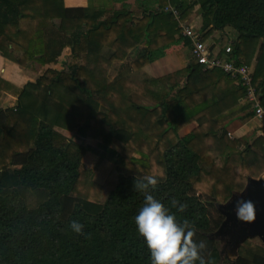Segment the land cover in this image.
I'll return each instance as SVG.
<instances>
[{"label": "trees", "instance_id": "obj_1", "mask_svg": "<svg viewBox=\"0 0 264 264\" xmlns=\"http://www.w3.org/2000/svg\"><path fill=\"white\" fill-rule=\"evenodd\" d=\"M169 1L182 19L198 5L203 39L215 30L236 32L228 55L237 64L256 62L253 78L264 103V0ZM139 12L0 0V44L14 41L20 64L44 66L34 82L15 87L14 109L0 108V264H150L134 223L144 197L133 181L146 175L158 180L151 194L178 221L194 225L193 239L205 242L209 264H264V244L245 238L230 258L215 235L224 219L218 204L264 173V135L240 147L238 137L220 133L227 120L252 116L250 103L238 102L243 86L192 58L176 73L131 80L126 72L179 32L171 13ZM21 22L35 24L27 29ZM65 47L71 49L66 67H48ZM211 51L221 55L223 48ZM116 60L125 71L111 78ZM7 86L14 88L0 79V96ZM192 120L197 125L180 136ZM56 127L99 140L97 165L111 163L105 196L103 180L82 165L95 147ZM173 200L186 206L182 212ZM74 220L83 225L80 234L69 227Z\"/></svg>", "mask_w": 264, "mask_h": 264}, {"label": "crops", "instance_id": "obj_2", "mask_svg": "<svg viewBox=\"0 0 264 264\" xmlns=\"http://www.w3.org/2000/svg\"><path fill=\"white\" fill-rule=\"evenodd\" d=\"M167 2L170 1L167 0ZM63 3L67 7H91L95 9L103 8L106 12L126 7L130 10L136 11L138 14L140 13L139 11L141 8L152 9L161 7L158 5V0H63ZM200 14L201 11L199 10L198 5L196 4L192 8V10H190L188 16L185 19H181L192 23L195 27H200ZM102 18H104V16ZM58 21V19H55V23H57ZM34 24L35 22H21V26L27 29L32 28ZM226 31L233 32V30L231 29H227ZM225 34L227 33L221 30H215L214 32H212L206 38L210 49L217 51L220 49L222 50V48H224L226 45H231L233 40L228 43L222 42V37ZM234 36L236 38L237 34L235 33ZM70 55L71 49L65 47L62 50L61 54L58 56L57 62L49 64L48 67L57 70L64 69L63 66L65 64L63 65L62 62L66 61L67 64V62L70 60ZM147 55L149 56V60L145 65L141 66L139 69H129L126 72V75H128L131 80L140 81L147 76L151 78H157L167 74H173L179 70H183L186 65L191 61L189 42H185V38L182 37V35L180 34V29L179 32L173 35V41L171 40V42L167 44V46L154 50L148 53ZM103 56L108 57L107 54H103ZM19 57L20 47L17 43H15L14 41L7 40L0 44V79L7 81L10 85L14 87L12 88L7 86V89L3 91L0 96V108L14 109L17 104V93L13 91L14 89H16L15 87L21 88L27 82H34L37 77H39L44 68V66L40 65L34 60H28L26 64H20ZM115 64L117 65V67L112 73L111 78L116 76L120 70V72L125 71V69L123 68L120 69L119 60H116ZM255 65L256 62H252L251 67L253 72L255 69ZM181 80L180 84L183 85L185 81L184 75L181 77ZM138 93L139 92H137L136 94ZM138 95L141 97V94ZM261 96L262 92L260 89V99ZM141 98V102H148V98ZM238 102H248L244 97V93L241 97L238 98ZM263 104V100L261 99V106L264 109ZM103 108L106 107L103 105ZM196 125L197 122L194 120L188 122L180 128L178 132L179 135L182 137L189 135ZM56 129L67 138H70L78 143H81L83 145L90 144V142L88 141V139H90L89 136L81 137L71 130L62 129L60 127H56ZM220 133L225 134L229 139H234L235 137H238L240 139L239 146L241 147L246 140L251 142L255 136L264 135V117H255L253 112L252 116L246 120L240 119L235 116L226 121L224 129H222ZM82 140H84L85 143H82ZM87 153L88 151L84 154V156Z\"/></svg>", "mask_w": 264, "mask_h": 264}, {"label": "clouds", "instance_id": "obj_3", "mask_svg": "<svg viewBox=\"0 0 264 264\" xmlns=\"http://www.w3.org/2000/svg\"><path fill=\"white\" fill-rule=\"evenodd\" d=\"M158 180L152 175L143 176L133 181V188L143 194L142 206L134 216L137 233L144 238L150 254V264H209L202 254L206 245L203 240L196 241L194 225L184 219L178 221L174 213L151 194ZM173 206L183 211L184 204L173 200ZM236 218L241 221H251L255 209L250 200H237L234 206ZM70 229L80 234L83 225L71 221Z\"/></svg>", "mask_w": 264, "mask_h": 264}, {"label": "built area", "instance_id": "obj_4", "mask_svg": "<svg viewBox=\"0 0 264 264\" xmlns=\"http://www.w3.org/2000/svg\"><path fill=\"white\" fill-rule=\"evenodd\" d=\"M159 9L172 14L178 23L180 34L189 40L191 58L202 66L203 69L219 68L230 78L239 81L244 90L245 99L251 104L255 117H264V109L261 106L260 88L255 84L253 70L246 64H237L228 54L231 45L223 48L221 55L212 54L209 44L202 37V33L190 22L181 19L179 10L170 2Z\"/></svg>", "mask_w": 264, "mask_h": 264}, {"label": "water", "instance_id": "obj_5", "mask_svg": "<svg viewBox=\"0 0 264 264\" xmlns=\"http://www.w3.org/2000/svg\"><path fill=\"white\" fill-rule=\"evenodd\" d=\"M250 200L254 205L255 214L251 221L236 218L234 206L237 200ZM218 210L224 219L215 232L227 234L229 241L238 246L245 238L259 236L264 242V178H249L243 191L234 195L225 203L218 204Z\"/></svg>", "mask_w": 264, "mask_h": 264}, {"label": "rangeland", "instance_id": "obj_6", "mask_svg": "<svg viewBox=\"0 0 264 264\" xmlns=\"http://www.w3.org/2000/svg\"><path fill=\"white\" fill-rule=\"evenodd\" d=\"M236 32L233 30V32H227V34H225L222 37V42L223 43H228L231 40L236 39L234 34ZM205 41H207L205 39ZM67 57V56H65ZM62 60V59H61ZM63 61V60H62ZM62 64L64 65L63 67H66V61L62 62ZM254 123V122H253ZM87 141V140H86ZM88 141L90 142L91 145H93L96 149L93 151H89L82 159V165L83 168L88 170V173L92 174V176L94 175L95 177L99 178L101 181L103 180V186H104V191H103V195L105 196L106 192L109 190V188L111 187V185H109V183L112 181V176L110 175L109 171L111 170L110 168V161L106 162L107 164H103L102 166L100 165V163L97 165L98 161H99V152L101 151V148L98 147V143L99 140L97 138L94 137H90V139H88ZM82 143H85L84 140H82ZM98 166V167H97ZM99 168V169H97ZM90 174V175H91ZM259 178H264V174L262 176H260ZM219 247L223 250L224 254L227 255L230 258H233L236 255L237 252V246L233 245V243H231L229 241L228 235L227 234H221L218 233V236H216ZM251 238V242L254 244H264V242L261 240V238L259 236H253V237H249Z\"/></svg>", "mask_w": 264, "mask_h": 264}]
</instances>
